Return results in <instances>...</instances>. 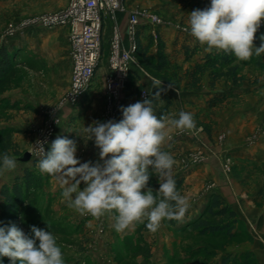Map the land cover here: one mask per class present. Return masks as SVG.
Masks as SVG:
<instances>
[{
	"label": "rangeland",
	"instance_id": "obj_1",
	"mask_svg": "<svg viewBox=\"0 0 264 264\" xmlns=\"http://www.w3.org/2000/svg\"><path fill=\"white\" fill-rule=\"evenodd\" d=\"M129 1L136 7L152 10L163 20L174 24L187 23L188 14L193 10L204 9L202 5H210V0ZM67 4L68 0H0V48L7 46L16 58L15 73L7 87L0 92V136L9 137L13 145L10 156L17 160L14 170L0 171V205L4 203L1 196L2 188L12 186L15 180L22 176V171L25 168H33L34 160L39 159L33 152L34 147L42 141L47 125L53 121L59 120V123L54 136L47 141L48 150H51V142L57 136H62L77 141L76 157L81 163L88 161L96 163L100 159L94 157V139L85 142L77 134L82 132L84 126L92 125L94 121L107 120L105 82L101 78L95 80L92 89L94 93L90 92L86 105L80 106L79 109L75 106L69 107L65 100L70 89L72 62L67 30L23 26L43 15L57 13L66 8ZM11 30L17 31L14 35H8ZM261 35H264V20L261 21L256 33L254 40L256 47L262 43ZM258 62L261 63L260 66L257 65ZM238 63L245 82L242 86H247L248 92L255 94L254 96L249 94L247 98L237 100L236 103L233 99L229 104L232 103L234 106L235 104L242 106L247 102L255 104L258 130L264 132V53L260 56L253 54L246 61L238 59ZM102 65L104 66V63ZM174 65L173 68L183 71V67ZM142 67L147 72V75H143L145 80L150 76L151 82L160 80L165 83L143 65ZM149 82L146 80L147 85ZM200 129L202 128H197L195 134L197 138H193L203 150L196 152V156L201 154L206 159L203 151L212 146L210 144L212 141L204 137L206 128L204 127L202 131ZM90 147L93 150L89 156L82 155L85 149ZM207 152L215 154L213 156L219 161L220 156L212 147ZM27 153L31 154L30 160H25ZM220 166L224 173H230L232 162L229 159H222ZM154 176L156 175L153 174L150 179L154 178L155 182H159ZM83 187L84 184L81 183V189ZM185 187L182 188V195ZM146 190L143 189L142 192ZM62 191L57 179L51 176L44 189L32 197L27 207L23 208L22 219L13 224L30 236L33 235L31 226L50 231L56 238L57 245L61 247L64 264H220L224 257L230 258L234 255L228 251L237 249L238 246H251L258 239L264 246V231L260 232L255 223L251 226L252 233L244 229L243 235L228 241L229 244L225 243L227 242L225 238H198L191 232L178 234L168 227L166 221L161 223L155 233L147 229V221L136 223L132 230L118 233L113 228L114 210L99 219L91 215L81 216L67 207ZM261 193L264 197V188L261 189ZM187 198L190 204L188 210L193 212L195 208L205 212L211 197L203 204L194 197ZM193 215H199V210L189 217ZM239 229H242L241 225H238L237 230ZM206 247L217 251L213 257L209 256L212 249L209 251ZM236 252L237 263L245 264L246 262L238 257L243 252L238 250ZM253 259L255 261L249 264H264V257L261 262L253 253ZM0 264H6L4 257L0 258Z\"/></svg>",
	"mask_w": 264,
	"mask_h": 264
},
{
	"label": "clouds",
	"instance_id": "obj_2",
	"mask_svg": "<svg viewBox=\"0 0 264 264\" xmlns=\"http://www.w3.org/2000/svg\"><path fill=\"white\" fill-rule=\"evenodd\" d=\"M262 20L264 0H210L209 6L188 14L183 30L206 45L207 52L223 50L246 61L264 53V35L260 46L254 45ZM161 85L162 81L154 80L153 89L160 91L152 93V99L122 107L119 122L94 121L77 134L85 142L94 139L100 158L96 163L77 159L75 139L57 136L47 152L44 142L37 143L42 154L37 167L57 179L68 208L96 219L114 210L113 228L118 233L134 229L138 222L147 221V229L155 233L165 220L182 221L189 200L177 190L174 166L178 161L162 146L172 140L173 130L196 134L197 126L190 112L180 111L179 118L167 114L157 118L153 99L160 98ZM16 166L17 160L5 153L0 171ZM153 174L160 183L155 194L148 187ZM30 230L31 236L15 224L0 226V258L7 257L11 264H64L53 234L36 226Z\"/></svg>",
	"mask_w": 264,
	"mask_h": 264
},
{
	"label": "crops",
	"instance_id": "obj_3",
	"mask_svg": "<svg viewBox=\"0 0 264 264\" xmlns=\"http://www.w3.org/2000/svg\"><path fill=\"white\" fill-rule=\"evenodd\" d=\"M135 9H146L153 12L147 8L136 7V5L127 0L126 11L117 13L114 19L108 18L105 24V35H114L117 32L121 36L122 46L125 48H128L136 40V38H130L128 32L129 14ZM186 25L187 23L182 24L180 22V24H174L166 20H164V24L161 26L153 27L146 25L149 28L146 31L147 34L153 35L154 32H159L162 35L167 45L166 51L171 62L177 64L179 67H183V71L191 68L205 54L209 53L205 51L206 45H201L189 32L183 30ZM61 29H66L68 34L67 28ZM194 44L200 46L201 52L187 59L183 46ZM152 52L156 53V46L152 48ZM105 60L104 66L97 76V79L101 78L103 82H105L106 77L110 74L107 56ZM140 77V81H137L136 78L133 81L132 87L123 92V97L125 100L127 99L124 107L139 101L138 88L140 84L145 86V89L151 91L153 87V82L149 79L151 77L148 76L146 79L148 82L150 81L149 85L146 84L143 75ZM185 83H182V86H177L173 82H162L161 88L173 98V105L170 107L168 115L179 118L178 114L180 111L193 113L194 117H196L197 128L204 129V127H208L209 131L206 129L204 137L212 141L210 142L212 144L211 147L219 154L220 159L218 161L213 156L215 154H208L207 151L211 150L209 146V149H204L203 151L206 154L205 161L200 165L193 164L196 152H202L203 149L191 136L190 132L173 130L171 133L172 140L166 142L162 146V150L170 152L174 159L178 161L177 165L174 166V178L175 180L184 178L183 186H186V190L183 196L194 197V199H199V202L203 204L209 197L218 194L236 212L242 228L241 230L246 229L247 232L252 233L251 226L255 223L259 227V231L263 233L264 197L262 196L261 189L264 188V132H261L262 130L259 132L258 130L259 124L255 120V104H248V102L242 106L239 104H235V106L232 103L229 104L233 99L236 103L237 100L247 98L249 94L254 96L255 93L248 92L249 88L244 85L242 86V84L241 86H233L221 82L215 88H211L207 76L204 77L202 85L196 89H185ZM92 92L94 93L93 90ZM89 95L83 105L87 104L86 101ZM104 95L106 103V87H104ZM215 95H228L229 97L219 105L209 108L207 102ZM153 106L155 108L154 114L157 116L158 107L154 103ZM122 119L123 113L121 111L117 122ZM107 121L109 120L107 119L103 122ZM91 148L85 149L82 155L86 154L89 156V153L93 150ZM212 153L215 152L212 151ZM94 157H99V149L96 146L94 147ZM222 159H229L232 162L230 173L222 171L220 166ZM154 177L158 179L157 176ZM198 210L200 211V209L193 208L192 211L195 213ZM261 248H263L262 254ZM237 250L253 252L263 262L264 246L259 243V239L251 246H238L237 249L228 252L235 255Z\"/></svg>",
	"mask_w": 264,
	"mask_h": 264
},
{
	"label": "trees",
	"instance_id": "obj_4",
	"mask_svg": "<svg viewBox=\"0 0 264 264\" xmlns=\"http://www.w3.org/2000/svg\"><path fill=\"white\" fill-rule=\"evenodd\" d=\"M203 8L207 7L202 5ZM148 26L144 25L139 27L136 33L137 50L136 56L141 65L153 73L156 77H159L165 82H173L177 86H182L185 83V89H196L202 85L205 76L209 78V85L211 88H215L219 83L224 82L226 85L239 86L243 82V77L240 74L241 67L238 63V58L231 52L225 53L223 50L213 49L211 52L205 54L201 60L197 61L191 68L186 71H182L179 68H173L175 66L169 55L167 54V45L162 35L157 32V39L152 34H147ZM156 46V53L152 52V48ZM184 53L187 59L192 58L194 55L201 52L198 44L184 45ZM260 62L257 63L260 66ZM16 70V58L10 53L7 46L0 48V92H2L8 85L9 80L12 78ZM149 73V74H150ZM140 75L137 71H133L130 75V80L127 85V90L132 87L133 81L137 78L140 79ZM145 89V86H139L138 92ZM160 89L151 88L154 94ZM130 96V95H129ZM228 95H220L211 97L207 105L209 108H213L219 105L221 102L227 99ZM127 99L123 103V107L126 105ZM153 103L158 107L157 118L163 114H169L170 107L173 105L172 96L162 90L160 98L153 99ZM121 114V113H120ZM119 114V115H120ZM119 118V117H118ZM118 120V119H117ZM206 129L209 131L208 127ZM0 162L5 153L10 155L13 145L8 136H0ZM50 151V150H48ZM40 159H35L33 162V168H25L22 171V176L15 180L12 186H4L1 190V196L4 199V203L0 205V226H8L13 223H17L22 219L24 214L23 208L27 207L29 201L37 193L42 191L47 184V180L51 177L46 173H42L37 167V163ZM177 190L182 195V188L184 185V178L176 180ZM160 183L155 182L154 178L150 179V188L153 189L154 194L159 190ZM28 209H26L27 211ZM25 211V212H26ZM193 212L188 210L182 219V221L165 220L168 227L178 234L184 232L194 233L198 238H213L221 239L225 238L228 241L237 239L242 236L243 231L237 230L240 221L236 212L224 201V199L215 194L211 196L207 203V210L204 212L199 211V215L191 216ZM218 218H221L220 220ZM208 248V247H206ZM209 251L212 248H208ZM201 250H203L201 248ZM213 255L217 252L211 250ZM238 255V254H237ZM238 257L245 264L252 263V252L240 253ZM6 264H11V261L4 257ZM238 258L236 255H232L230 258L224 257L220 264H238ZM242 261H239L242 263Z\"/></svg>",
	"mask_w": 264,
	"mask_h": 264
},
{
	"label": "built area",
	"instance_id": "obj_5",
	"mask_svg": "<svg viewBox=\"0 0 264 264\" xmlns=\"http://www.w3.org/2000/svg\"><path fill=\"white\" fill-rule=\"evenodd\" d=\"M127 0H69L63 10L46 14L28 21L23 26H41L48 30L56 28L68 29L70 57L72 72L70 89L65 103L79 109L90 94L97 79L105 57L107 56L110 74L106 77V105L107 119L117 122L125 98L123 92L127 89L130 75L137 71L140 75H147L137 56L136 40L125 48L122 46L121 36L105 35V24L108 18H115L119 12L126 11ZM164 20L146 9H135L129 14L128 32L135 39L140 26H161ZM17 30H11L8 35H14ZM157 39L156 32L153 33ZM108 54V55H107ZM151 99V91L143 89L139 94V101ZM58 121L49 123L45 129L42 141L45 151H48L47 141L55 134ZM190 135V133H188ZM191 136L197 138L195 134ZM33 152L39 159L42 158L39 147L36 144ZM205 161L204 156L197 155L193 164L200 165Z\"/></svg>",
	"mask_w": 264,
	"mask_h": 264
},
{
	"label": "water",
	"instance_id": "obj_6",
	"mask_svg": "<svg viewBox=\"0 0 264 264\" xmlns=\"http://www.w3.org/2000/svg\"><path fill=\"white\" fill-rule=\"evenodd\" d=\"M25 157H26L25 160H30V159H31V154H30V153H27V154L25 155Z\"/></svg>",
	"mask_w": 264,
	"mask_h": 264
}]
</instances>
